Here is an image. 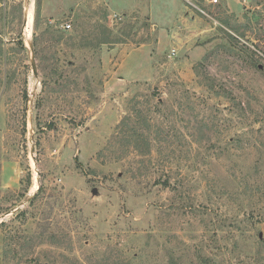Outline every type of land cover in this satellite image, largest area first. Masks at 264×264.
Here are the masks:
<instances>
[{
    "label": "rangeland",
    "instance_id": "obj_1",
    "mask_svg": "<svg viewBox=\"0 0 264 264\" xmlns=\"http://www.w3.org/2000/svg\"><path fill=\"white\" fill-rule=\"evenodd\" d=\"M39 1L0 0V264H264V0Z\"/></svg>",
    "mask_w": 264,
    "mask_h": 264
},
{
    "label": "trees",
    "instance_id": "obj_2",
    "mask_svg": "<svg viewBox=\"0 0 264 264\" xmlns=\"http://www.w3.org/2000/svg\"><path fill=\"white\" fill-rule=\"evenodd\" d=\"M39 5H40V1L37 0L36 11H35V15H34V29L37 28L39 20H40ZM128 27H131V26H128ZM70 40L77 41L78 39H77V37H70ZM105 42H107L106 39H104V41H101V43H105ZM112 42H118V41H112ZM144 42H145V40H142L139 43H144ZM19 44H20L21 48H23V49L25 48L22 41H20ZM24 98L27 100V92L24 93ZM172 264H174V263H172Z\"/></svg>",
    "mask_w": 264,
    "mask_h": 264
},
{
    "label": "water",
    "instance_id": "obj_3",
    "mask_svg": "<svg viewBox=\"0 0 264 264\" xmlns=\"http://www.w3.org/2000/svg\"><path fill=\"white\" fill-rule=\"evenodd\" d=\"M25 23V22H24ZM28 45H29V48H30V50H31V52H32V55H31V59H30V63H31V68H32V73H33V75L35 76V77H37V67H36V60H35V56H34V53H33V45H32V43H28ZM31 153H33V148H31ZM35 163V162H34Z\"/></svg>",
    "mask_w": 264,
    "mask_h": 264
},
{
    "label": "built area",
    "instance_id": "obj_4",
    "mask_svg": "<svg viewBox=\"0 0 264 264\" xmlns=\"http://www.w3.org/2000/svg\"><path fill=\"white\" fill-rule=\"evenodd\" d=\"M210 3H216L217 0H209ZM66 28H69V24H66Z\"/></svg>",
    "mask_w": 264,
    "mask_h": 264
},
{
    "label": "bare ground",
    "instance_id": "obj_5",
    "mask_svg": "<svg viewBox=\"0 0 264 264\" xmlns=\"http://www.w3.org/2000/svg\"><path fill=\"white\" fill-rule=\"evenodd\" d=\"M25 19H26V17H25ZM33 19V18H32ZM25 23H26V20H25ZM32 24H33V21H32Z\"/></svg>",
    "mask_w": 264,
    "mask_h": 264
}]
</instances>
